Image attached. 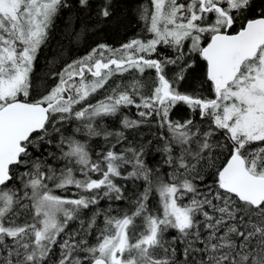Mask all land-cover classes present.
<instances>
[{
	"label": "snow or ice",
	"instance_id": "6c2138e0",
	"mask_svg": "<svg viewBox=\"0 0 264 264\" xmlns=\"http://www.w3.org/2000/svg\"><path fill=\"white\" fill-rule=\"evenodd\" d=\"M70 6L0 0V264H264V0H150L147 39L99 44L33 98L34 61ZM126 73L139 76L77 108ZM180 104L190 116L173 120ZM131 106L139 120L99 125ZM152 121L155 145L123 131ZM73 122L107 146L68 135ZM153 146L169 171L146 163ZM118 180L144 181L128 210L111 205L126 199Z\"/></svg>",
	"mask_w": 264,
	"mask_h": 264
},
{
	"label": "trees",
	"instance_id": "16d2710c",
	"mask_svg": "<svg viewBox=\"0 0 264 264\" xmlns=\"http://www.w3.org/2000/svg\"><path fill=\"white\" fill-rule=\"evenodd\" d=\"M68 3L71 6L62 9L56 17L53 26L49 30L48 39L40 48L34 61L31 77L32 88L30 90V96L33 98H38L50 86L55 84L56 80L53 78L52 73L58 72L66 63L84 57L99 44H106L111 48H119L133 38L147 39L149 36L145 30L144 21L140 19L139 11L143 5L150 4V0H110V3L109 0H90V8L87 9H81L77 0H68ZM105 4L109 5L110 11V15L107 18L99 15L101 7ZM160 51L169 50L161 48ZM202 67V62H199L196 68L192 70V75L189 76L188 81L182 85L181 90L187 88L188 83L193 82V77L202 76ZM133 75L139 76L138 73H126L122 77H113L104 88L91 95L87 101L77 105V108L103 100L116 84H120L122 87L128 86L133 79ZM153 75L154 72L148 70L144 77L140 79L148 81ZM204 95H208V93L205 92ZM137 112L138 110L134 106L125 108L117 116L101 118L99 125L108 131L122 130L120 121L125 116L132 120H139L140 117ZM189 116L188 109L183 104H180L173 110L171 118L173 120H184L189 118ZM196 119L199 120V117L197 116ZM77 124L78 122H73L65 125L68 135L74 134L77 139L87 142L94 150V153L101 151L107 146L102 136L88 138L83 133H75L74 129ZM123 131L129 140L135 138L139 141L142 139L145 143L148 140H152L155 145L157 136L153 135V133L158 135L161 130L157 123L152 121L142 124L138 129ZM150 152L151 154L145 158L148 166L152 169H156L159 166L161 173L169 171L167 166L163 164L162 157L156 153L154 146L150 148ZM129 170L131 169L129 168ZM117 183L127 189L125 193L126 199L121 202H111V205L114 209L128 210L131 207L130 200L135 198L137 192L143 190L144 181L118 180ZM57 194L70 196L71 192L58 191ZM157 200L158 197L153 196L150 204L155 205ZM109 203V201L103 200L100 207L107 209Z\"/></svg>",
	"mask_w": 264,
	"mask_h": 264
}]
</instances>
